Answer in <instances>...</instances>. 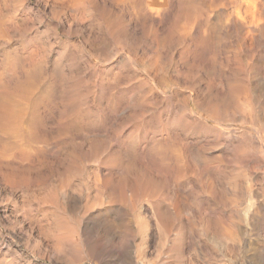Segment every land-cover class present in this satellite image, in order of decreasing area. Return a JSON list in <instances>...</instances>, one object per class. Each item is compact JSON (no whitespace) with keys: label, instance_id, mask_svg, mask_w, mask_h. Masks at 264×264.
Wrapping results in <instances>:
<instances>
[{"label":"rangeland","instance_id":"1","mask_svg":"<svg viewBox=\"0 0 264 264\" xmlns=\"http://www.w3.org/2000/svg\"><path fill=\"white\" fill-rule=\"evenodd\" d=\"M0 264H264V0H0Z\"/></svg>","mask_w":264,"mask_h":264},{"label":"bare ground","instance_id":"2","mask_svg":"<svg viewBox=\"0 0 264 264\" xmlns=\"http://www.w3.org/2000/svg\"><path fill=\"white\" fill-rule=\"evenodd\" d=\"M155 2H156V1H155ZM259 4H260V3H259ZM154 5H155V4H154ZM248 5H249V4H248ZM251 5H252V4H251ZM251 8H252V7H251ZM258 9H259V8H258ZM248 10H250V8H249ZM256 10H257V9H255V11H256ZM250 13H252V11H251ZM256 13H257V12H256ZM246 14L248 15L249 13H246ZM252 14H253V13H252ZM252 14H251V15H252ZM256 15H257V14H256ZM250 18H251V17H250ZM253 18H254V17H253ZM253 21H254V20H253ZM260 21H261V20H260ZM243 23H244V22H243ZM258 23H259V22H258ZM253 25H254V24H253ZM256 25H257V24H256ZM254 26H255V25H254ZM254 26H253V27H254Z\"/></svg>","mask_w":264,"mask_h":264}]
</instances>
